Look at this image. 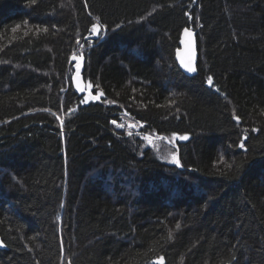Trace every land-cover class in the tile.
<instances>
[{
	"label": "trees",
	"instance_id": "trees-1",
	"mask_svg": "<svg viewBox=\"0 0 264 264\" xmlns=\"http://www.w3.org/2000/svg\"><path fill=\"white\" fill-rule=\"evenodd\" d=\"M0 241V264H264V0H0Z\"/></svg>",
	"mask_w": 264,
	"mask_h": 264
},
{
	"label": "water",
	"instance_id": "water-1",
	"mask_svg": "<svg viewBox=\"0 0 264 264\" xmlns=\"http://www.w3.org/2000/svg\"><path fill=\"white\" fill-rule=\"evenodd\" d=\"M187 29V34L185 30ZM179 47L176 49L174 53V60L178 69L187 77H191L197 74V63H198V51H197V42H196V35L193 28H183L180 36H179ZM184 64L191 63L192 67L195 69L193 72H188ZM71 86L73 91L77 95H88L90 97H94L90 91L86 89V82L81 74L77 72V70L73 73L71 77ZM96 100L99 97H95ZM239 122L238 120H236ZM176 150V158L178 160V150ZM179 167V166H178ZM4 246L0 241V249H3ZM69 264V262H68Z\"/></svg>",
	"mask_w": 264,
	"mask_h": 264
},
{
	"label": "snow or ice",
	"instance_id": "snow-or-ice-1",
	"mask_svg": "<svg viewBox=\"0 0 264 264\" xmlns=\"http://www.w3.org/2000/svg\"><path fill=\"white\" fill-rule=\"evenodd\" d=\"M98 25H93V27H92V31L93 32H96L97 30H98ZM185 32H186V34H187V29L185 30ZM182 64H183V66L185 67V69L188 71V72H193V71H195V69L192 67V65H191V63H188V64H184L183 62H182ZM208 83H209V85L211 86V84H212V78L211 77H208ZM234 119H237L238 120V117H235L234 116ZM113 123H115V121H113ZM253 131H256L255 129H253ZM146 140L147 139H149V137H144ZM179 139H181V140H187L188 139V137L187 136H181V137H179ZM241 147H243V144H241L240 145ZM171 162L172 163H174V164H177V166H179V161L177 160V158H176V156L173 154V156H172V160H171Z\"/></svg>",
	"mask_w": 264,
	"mask_h": 264
},
{
	"label": "built area",
	"instance_id": "built-area-1",
	"mask_svg": "<svg viewBox=\"0 0 264 264\" xmlns=\"http://www.w3.org/2000/svg\"><path fill=\"white\" fill-rule=\"evenodd\" d=\"M114 124H117V121H115V123Z\"/></svg>",
	"mask_w": 264,
	"mask_h": 264
},
{
	"label": "rangeland",
	"instance_id": "rangeland-1",
	"mask_svg": "<svg viewBox=\"0 0 264 264\" xmlns=\"http://www.w3.org/2000/svg\"><path fill=\"white\" fill-rule=\"evenodd\" d=\"M87 102V101H86Z\"/></svg>",
	"mask_w": 264,
	"mask_h": 264
}]
</instances>
